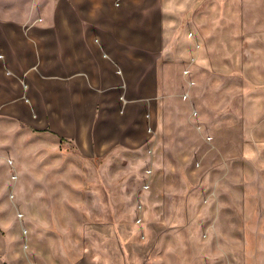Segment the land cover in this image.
<instances>
[{"label":"rangeland","instance_id":"obj_1","mask_svg":"<svg viewBox=\"0 0 264 264\" xmlns=\"http://www.w3.org/2000/svg\"><path fill=\"white\" fill-rule=\"evenodd\" d=\"M209 1L197 0L195 13L213 11ZM232 6L243 46L264 30V0H225ZM250 56L244 48L242 62ZM156 67L157 111L146 98L142 115L117 112L94 141L0 120V264L83 254L140 264L143 233L156 264H264V175L242 157L249 66L241 81L183 63Z\"/></svg>","mask_w":264,"mask_h":264},{"label":"crops","instance_id":"obj_2","mask_svg":"<svg viewBox=\"0 0 264 264\" xmlns=\"http://www.w3.org/2000/svg\"><path fill=\"white\" fill-rule=\"evenodd\" d=\"M195 2L0 0V120L16 117L87 143L105 135L103 120L117 112L142 115L146 98L157 111L158 64L183 63L204 77L233 81L243 80L248 65L250 88L239 102L242 157L264 175V30L258 35L260 29H252V42L242 46L239 11L212 0L213 11L203 16L195 13ZM244 48L251 55L247 64ZM145 236L140 264H156L145 255ZM92 262L93 254H83L58 264Z\"/></svg>","mask_w":264,"mask_h":264},{"label":"built area","instance_id":"obj_3","mask_svg":"<svg viewBox=\"0 0 264 264\" xmlns=\"http://www.w3.org/2000/svg\"><path fill=\"white\" fill-rule=\"evenodd\" d=\"M129 264H135V263L130 262Z\"/></svg>","mask_w":264,"mask_h":264}]
</instances>
